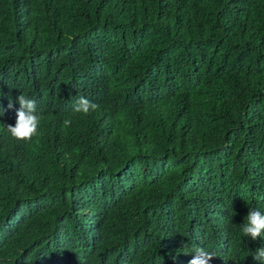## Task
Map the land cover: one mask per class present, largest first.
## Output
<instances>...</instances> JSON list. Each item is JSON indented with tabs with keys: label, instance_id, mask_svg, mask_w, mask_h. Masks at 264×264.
Returning a JSON list of instances; mask_svg holds the SVG:
<instances>
[{
	"label": "trees",
	"instance_id": "obj_1",
	"mask_svg": "<svg viewBox=\"0 0 264 264\" xmlns=\"http://www.w3.org/2000/svg\"><path fill=\"white\" fill-rule=\"evenodd\" d=\"M0 110V264H259L264 0H0Z\"/></svg>",
	"mask_w": 264,
	"mask_h": 264
},
{
	"label": "clouds",
	"instance_id": "obj_2",
	"mask_svg": "<svg viewBox=\"0 0 264 264\" xmlns=\"http://www.w3.org/2000/svg\"><path fill=\"white\" fill-rule=\"evenodd\" d=\"M16 100L20 107L16 110L15 124L8 125L6 129L16 140L29 141L34 136L38 135L39 124L42 117L37 112V106L34 99H31L24 94H20ZM12 107L13 104L10 99L8 108L11 109ZM98 107L99 105L95 102L81 96L76 101V104L73 107V112L87 115L95 111ZM63 123L65 126H70L71 119L67 118ZM242 233L244 237H251L253 240L264 234V213L255 209L249 210L246 216V223L242 224ZM191 253H193V256L189 261V264H210L211 259L217 256L215 252L205 250L203 247L199 246H193ZM253 259L259 262V264L264 262V247L256 250Z\"/></svg>",
	"mask_w": 264,
	"mask_h": 264
}]
</instances>
